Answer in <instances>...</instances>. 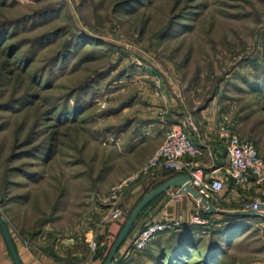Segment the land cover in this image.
Returning a JSON list of instances; mask_svg holds the SVG:
<instances>
[{
	"label": "rangeland",
	"instance_id": "374dc122",
	"mask_svg": "<svg viewBox=\"0 0 264 264\" xmlns=\"http://www.w3.org/2000/svg\"><path fill=\"white\" fill-rule=\"evenodd\" d=\"M211 106L264 158V0H0V213L22 264H104L169 128L195 133ZM236 185L217 209L264 202L255 185L228 199ZM199 206L161 235L194 229L182 264L213 244L214 264H264L263 221L230 245L225 216ZM153 222L135 224L119 264H141L133 240ZM0 264H14L1 229Z\"/></svg>",
	"mask_w": 264,
	"mask_h": 264
},
{
	"label": "built area",
	"instance_id": "2783aa9c",
	"mask_svg": "<svg viewBox=\"0 0 264 264\" xmlns=\"http://www.w3.org/2000/svg\"><path fill=\"white\" fill-rule=\"evenodd\" d=\"M223 138L228 145L225 175L208 178L203 170L192 166L191 162L201 156V149L193 142L185 126L170 127L163 144L140 172L144 176L143 181L158 180L162 173L168 171L187 175L191 186L199 196L215 207H218L220 203V195L225 189L227 179L244 187L264 186V158L261 157L257 148L236 135H230L226 130H223ZM261 195H264V192ZM240 210L264 213V202L259 199L252 204L243 205ZM122 216L123 209L118 207L110 213L108 218L119 221ZM180 225V222L148 224L134 238L133 250L135 252L145 250L157 236L175 230Z\"/></svg>",
	"mask_w": 264,
	"mask_h": 264
},
{
	"label": "crops",
	"instance_id": "0c3cea01",
	"mask_svg": "<svg viewBox=\"0 0 264 264\" xmlns=\"http://www.w3.org/2000/svg\"><path fill=\"white\" fill-rule=\"evenodd\" d=\"M195 117L197 118V131L195 133L188 131L187 133L190 135L193 142L201 149V156L191 162L192 166L203 170L208 178L221 177L223 176L222 170L224 171L227 167V155L226 157H222L221 154V150H223V141H225L223 138L224 126L222 116L218 108L211 106L198 113ZM149 159L150 158H145L144 162ZM179 175L180 174L177 176ZM146 182H142V184H145ZM228 182L229 179L226 180V186L223 191L224 195L227 192ZM248 187V190H251L250 187L252 186ZM239 188L240 186L236 185L229 193L228 199H244V196L239 192ZM198 209H201L198 200L189 194L180 195L178 189L170 190L150 208L155 222H180L181 224L188 223ZM203 210L206 212L205 209ZM123 221L124 218L118 223H112L107 227L108 232L110 233V239L113 236L116 237L119 233L123 226Z\"/></svg>",
	"mask_w": 264,
	"mask_h": 264
},
{
	"label": "trees",
	"instance_id": "16d2710c",
	"mask_svg": "<svg viewBox=\"0 0 264 264\" xmlns=\"http://www.w3.org/2000/svg\"><path fill=\"white\" fill-rule=\"evenodd\" d=\"M177 175L178 173L168 171L162 173L158 180L147 181L145 183L146 185L144 186L143 191L141 192L137 200V204L134 209L141 202V200L151 191L155 190L157 187L161 186L170 179L177 177ZM162 196L156 198L153 202L150 203V205L143 211L136 224L144 217V215L150 210L154 203L159 200ZM255 221L264 222V217L225 216L224 223L229 225L227 228H224V231L222 233L228 237V242H230L231 245L236 238L245 233L244 230H246V226L248 225L247 223ZM193 232L194 229L186 226L185 228H183V230H180L179 232L177 231L171 233L170 238L168 240H165V242L163 241V238H161V235L163 234L157 236L145 250L137 252L141 255L140 257L143 259L141 264H182L186 257L189 256V249L194 248ZM130 251L131 249H128L127 253H129ZM205 254V264H212L213 261L216 259V256L220 257L224 255L225 252L221 246L213 244L205 249ZM207 261L210 262L208 263ZM112 264H119V262L118 260H114Z\"/></svg>",
	"mask_w": 264,
	"mask_h": 264
},
{
	"label": "water",
	"instance_id": "95a60500",
	"mask_svg": "<svg viewBox=\"0 0 264 264\" xmlns=\"http://www.w3.org/2000/svg\"><path fill=\"white\" fill-rule=\"evenodd\" d=\"M176 189H178L180 195L189 194L193 196L195 199L199 201L200 205L210 214L220 215V216L264 217V213H258L254 211L239 210V211L227 212V211L219 210L215 206H213L209 201L204 200L199 196L196 190L191 186L189 176L179 175L165 182L161 186L157 187L155 190L151 191L141 200V202L137 205V207L132 212V214L126 221L125 225L123 226L104 264H112L114 262L118 252L127 242V239L132 233L139 217L141 216L143 211L150 205V203L153 202L156 198L167 194L170 190H176ZM140 190H142V186H140L134 194L138 193ZM0 229L3 234L4 241L6 243V246L8 248L13 263L22 264L19 254L15 248L10 229L6 224L1 213H0Z\"/></svg>",
	"mask_w": 264,
	"mask_h": 264
}]
</instances>
